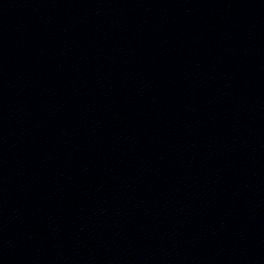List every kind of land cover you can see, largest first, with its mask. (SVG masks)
I'll return each instance as SVG.
<instances>
[{
    "label": "water",
    "instance_id": "obj_1",
    "mask_svg": "<svg viewBox=\"0 0 264 264\" xmlns=\"http://www.w3.org/2000/svg\"><path fill=\"white\" fill-rule=\"evenodd\" d=\"M0 264H264V0H0Z\"/></svg>",
    "mask_w": 264,
    "mask_h": 264
}]
</instances>
